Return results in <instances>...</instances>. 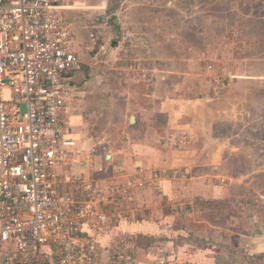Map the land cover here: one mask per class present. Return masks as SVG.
Here are the masks:
<instances>
[{"label": "built area", "instance_id": "2783aa9c", "mask_svg": "<svg viewBox=\"0 0 264 264\" xmlns=\"http://www.w3.org/2000/svg\"><path fill=\"white\" fill-rule=\"evenodd\" d=\"M65 1L0 0V264H139L134 237L106 242L134 178L76 171L94 148L74 137L67 117L68 77L81 61ZM124 72L147 76L139 64ZM182 144L172 135L162 143Z\"/></svg>", "mask_w": 264, "mask_h": 264}, {"label": "rangeland", "instance_id": "374dc122", "mask_svg": "<svg viewBox=\"0 0 264 264\" xmlns=\"http://www.w3.org/2000/svg\"><path fill=\"white\" fill-rule=\"evenodd\" d=\"M112 3L122 4L120 0ZM120 8L119 19L125 31L132 35L126 52L127 68L140 63L152 73L166 70L171 73L170 81L181 82L180 89L187 87L185 98L195 99L203 93L211 100L217 94L218 102L224 104L219 112H213V117L203 112L198 115L199 121L212 124L208 128L209 136H213L211 141H222L219 145L209 144L206 149L226 157L222 169L225 184L232 187L230 198L239 205L251 201L250 209L260 219L256 232L264 236V79L237 82L224 96L223 89L218 88L220 84L212 83L216 82L212 74L229 71L240 79L249 75L264 77V63H261L264 61V0H123ZM106 19V23L102 20L96 23L99 24L96 50L105 44L108 50L99 57V62L94 61L96 67L82 64L76 71V75L80 73L76 81L81 84V96L73 113L79 122L74 129L70 123L77 138L87 139L94 148L89 167L91 178L113 177L114 168L105 155L115 153L116 159H120V150L131 148L127 143L131 141L129 137L145 138L147 128L139 130V124H131L132 117L144 118L146 124L154 120L152 116H144L145 111L130 109L120 98L121 93L133 94L136 90L137 104L144 106L149 100L144 101L143 95L157 86H147L154 82H140L136 76L139 86H135L130 82L131 74L120 73V39L106 25L113 18L107 15ZM111 42H117L116 49ZM210 65L213 71L208 69ZM178 73L193 76L181 78ZM122 140L125 145L120 143ZM159 141L160 136H150L151 145L159 147ZM216 209L219 219L236 213L225 200H220ZM115 225L113 219L110 227ZM232 256L241 257V253ZM252 259L247 264H264V254L254 253Z\"/></svg>", "mask_w": 264, "mask_h": 264}, {"label": "crops", "instance_id": "0c3cea01", "mask_svg": "<svg viewBox=\"0 0 264 264\" xmlns=\"http://www.w3.org/2000/svg\"><path fill=\"white\" fill-rule=\"evenodd\" d=\"M120 2L123 4V0ZM122 4L112 3V0L65 1L62 15L73 25L71 49L79 57L81 65L96 67L94 61L99 62V57L108 50L107 44L96 50L99 31V24L96 23L101 20L106 23L108 15L113 20L106 25L120 39V73L128 69L125 60L126 52L130 49L128 40L132 35L125 31L126 28L119 19ZM116 46L117 42H113L112 48L116 49ZM116 52L112 51L113 54ZM88 67H84V70H88ZM141 68L146 71L147 76L144 78L141 74L134 75L130 77V82L139 86V81H153L147 86L153 84L157 87L143 95V100L148 98L149 101L144 106L137 104L136 90L133 94L125 91L120 94V98L130 109L145 111L143 115L152 116L154 120L146 124L144 118L142 120L136 117L139 130L147 128L145 138L129 137L131 141L127 143L131 148L124 147L123 151L120 150V159H116V154L112 152L111 160L107 159L109 155H105L106 161H110L114 168L115 179L122 183L131 177L135 180L133 195L123 204V214L117 218V225L108 228L106 242L121 240L126 236L134 237L138 244L136 255L139 264H223L221 258L226 259L224 263L230 264L233 262L230 259L232 254L241 250L248 256H253L254 253L264 254V246L261 245V242L264 243V236L256 232L260 219L250 209L251 201L247 200L245 205L232 201V187L225 184L222 169L226 157L206 149L209 144L219 145L222 141H211L213 136H209L208 128L212 124L199 121L198 115L203 112L210 113L213 117V112H219L224 104L218 102L217 94L211 100L203 93L195 99L185 98L187 87L180 89L181 82L170 81L171 73L166 70L152 73L143 65ZM208 69L213 71L212 65ZM75 73L68 77L71 99L67 117L73 129L75 123L79 122V117L73 111L79 103L78 96H81V84L76 81L80 73ZM179 75L181 78L193 76L187 73ZM212 77L217 82L212 81L213 85L220 84L218 88L223 89L222 96L224 93L228 95V90L237 82L252 83L255 79H264L254 75L240 79L233 71L212 74ZM159 120L164 121V124ZM199 125L202 127L196 130ZM161 127H164L163 132L160 131ZM74 132L72 130L77 138L78 135ZM153 134L160 136L159 147L149 143ZM171 135L182 137L184 144L178 148H164L163 139ZM79 139L89 142L87 139ZM120 143L125 145L126 142L122 140ZM91 158L92 156L88 164L79 165L77 174L86 180L110 179L103 175L91 178ZM178 171H184L183 176L173 178V174ZM165 172L171 175L164 177ZM220 200L231 205L236 212L234 216L218 218L215 206ZM182 207H186L184 213L181 212Z\"/></svg>", "mask_w": 264, "mask_h": 264}, {"label": "trees", "instance_id": "16d2710c", "mask_svg": "<svg viewBox=\"0 0 264 264\" xmlns=\"http://www.w3.org/2000/svg\"><path fill=\"white\" fill-rule=\"evenodd\" d=\"M239 253H241V257H234V256H232L230 259L233 261V263H239V264H242V262L244 263V264H247V263H249V262H251L253 259H252V256H248L246 253H245V251L244 250H241V251H239ZM237 254V253H236ZM226 261V259L225 258H221V262L223 263V264H226V263H224Z\"/></svg>", "mask_w": 264, "mask_h": 264}, {"label": "water", "instance_id": "95a60500", "mask_svg": "<svg viewBox=\"0 0 264 264\" xmlns=\"http://www.w3.org/2000/svg\"><path fill=\"white\" fill-rule=\"evenodd\" d=\"M134 123H136V117H132V118H131V124H134ZM107 159H108V160H111V159H112V156L109 155V156L107 157Z\"/></svg>", "mask_w": 264, "mask_h": 264}]
</instances>
